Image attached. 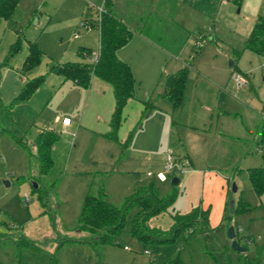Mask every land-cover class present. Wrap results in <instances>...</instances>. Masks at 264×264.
<instances>
[{
	"label": "rangeland",
	"instance_id": "1",
	"mask_svg": "<svg viewBox=\"0 0 264 264\" xmlns=\"http://www.w3.org/2000/svg\"><path fill=\"white\" fill-rule=\"evenodd\" d=\"M105 1L19 0L9 17L0 16V264H239L242 255L264 263V195L254 192L248 174V168L264 163L257 145L264 57L243 49L264 0L241 5L232 0H114L113 13L133 29L147 33L150 18L151 27L164 32L163 39L151 35L161 47H170L169 33L177 42L187 40L173 57L151 53L135 32L120 51L137 66L138 100L125 109L119 142L106 136L115 108L112 86L94 78L85 89L52 70L87 61L80 47L98 53L99 32L83 22L95 18ZM154 7L161 12L157 16L148 14ZM29 43L37 44L42 57L25 71ZM184 65L189 70L184 99L174 108L164 97L165 74ZM239 72L247 76L246 85L234 81ZM35 78H43L40 87L21 99L25 81ZM65 117L72 122L69 128H63ZM43 129L59 135L45 175L34 143ZM14 130L25 136L28 149L13 140L9 132ZM170 152L181 172H167ZM160 173L166 180L158 178ZM151 185L162 197L176 195L151 226L169 230L175 214L202 207L210 211V232L199 227L171 242L146 243L130 234L137 208L110 243L94 244V236L78 228L86 197L101 187L109 202L122 207L137 188ZM241 201L251 209L232 214L231 203L238 208ZM231 228L246 252L233 249Z\"/></svg>",
	"mask_w": 264,
	"mask_h": 264
},
{
	"label": "trees",
	"instance_id": "2",
	"mask_svg": "<svg viewBox=\"0 0 264 264\" xmlns=\"http://www.w3.org/2000/svg\"><path fill=\"white\" fill-rule=\"evenodd\" d=\"M237 1L239 5L243 0ZM19 0H3L0 3V16L9 17L18 5ZM114 0H106L104 6L98 9L95 18L86 19L83 24L88 28H96L99 32V50L96 61L92 60L93 51L80 47L78 53L89 61L68 62L54 65L52 70L71 80L77 85L89 89L94 78L108 83L113 88L115 108L110 120V131L106 136L119 142L118 132L123 121L125 107L130 99L135 97L136 81L131 67L117 56L119 49L129 43L133 37V30L129 23L119 19L113 13ZM158 42L156 38H154ZM160 42V41H159ZM14 46L13 51L17 50ZM244 50L264 57V8L259 14L251 35L245 42ZM42 57V50L35 43H29V52L24 61L25 71L32 69ZM236 66V64H235ZM234 66V67H235ZM189 75L188 68L168 75L165 80L164 97L170 101L174 108L179 107L184 99V91ZM43 78H35L23 87L20 98L28 99L40 87ZM264 117V105L262 109ZM13 140L23 148L28 149L29 144L25 136L14 130L9 132ZM59 135L51 130H43L38 133L34 140L36 147V158L39 163L41 175L47 174L53 166L52 151ZM130 136L123 144L128 146ZM258 147L262 151L264 162V124L261 127V135ZM251 186L259 196L264 195V163L261 167L248 170ZM176 195L160 196L158 190L153 186L137 188L129 196L122 207H117L106 198V193L101 187L97 195H88L84 201L80 216L79 229L88 231L94 236V244L110 243L116 235L122 233L125 222L133 208L138 211L134 215L130 234L146 243H166L175 240L181 234L193 235L199 228L202 232H210V211L199 207L187 215L175 214L174 224L169 230H161L150 225L153 218L162 215L174 204ZM251 207L248 203L241 201L238 208H231L234 214L238 211H248ZM238 234L236 233V237ZM54 264H58L56 261ZM239 264H264L259 257L249 259L242 255Z\"/></svg>",
	"mask_w": 264,
	"mask_h": 264
},
{
	"label": "crops",
	"instance_id": "3",
	"mask_svg": "<svg viewBox=\"0 0 264 264\" xmlns=\"http://www.w3.org/2000/svg\"><path fill=\"white\" fill-rule=\"evenodd\" d=\"M3 1V0H2ZM1 1V2H2ZM149 12H148V14H150V15H158V14H160L161 12L158 10V8H156V7H154V8H151V9H149L148 10ZM144 12V11H143ZM123 20V19H122ZM124 21H126V20H124ZM138 21H140V20H138ZM150 23H151V19L149 18V19H146V25H145V22L143 21V19H141V23H140V25L142 24H144L143 26L145 27V28H147V27H150V29L148 30V32L147 33H144L143 31H141V30H139V28H138V30H136V29H133V25L131 24V23H129V25H130V27H131V29L133 30V32L135 33H138L139 35H140V37H142V39L146 42V45H150V48L149 47H147V50H150V52L151 53H155L157 50H160L161 52H163V53H167L168 55H172L173 57H178L180 54H181V52L183 51V49H184V47H185V45H186V42H187V40H184V41H182L181 43L180 42H177L178 41V39L179 38H173L172 36L170 37V34L171 33H169V38H167L166 39V42L170 45V47H168V48H164L163 46L161 47V45H159V43L158 42H156L155 40H154V38H151V35L153 34V35H155V34H158L159 35V37L160 38H164L165 37V35H163V37H162V34L164 33L163 31H161V30H159L158 28H156V29H154L153 27H151L152 25H150ZM134 35V34H133ZM156 36V38H157V35H155ZM126 46V45H125ZM124 46V47H125ZM84 48H88V47H85V46H83ZM124 47H122L121 49H119L118 50V52H117V56L119 57V59H121L122 61H124V62H126L130 67H131V69H132V72H133V74H134V77H135V81L137 80V66H136V64H135V62L133 63V61H132V63H129L126 59L124 60L123 59V57L121 56V50L124 48ZM169 48H171V49H174L175 50V52H173V51H171ZM88 49H90V48H88ZM176 50H178V52L176 51ZM157 53V52H156ZM88 61H89V59H87ZM231 62H233V61H231ZM230 62V63H231ZM235 64H236V61H235ZM155 67H156V70L159 72V68H158V66L157 65H155ZM183 68H187V66L186 65H184V66H182V67H180L179 69H177L176 71H173V72H169V73H167V74H165V78L168 76V75H171V74H174V73H176V72H178L179 70H181V69H183ZM154 70L151 72V76L152 77H154ZM239 73H241L243 76H245L246 78H247V76L246 75H244L242 72H239ZM26 83H27V81H25ZM137 83V82H136ZM237 84V83H236ZM92 85V84H91ZM91 87V86H90ZM137 101L138 100V98H137V96H136V87H135V97L133 98V99H130L129 101H128V103H127V105H126V107H125V109L128 107V105H129V103L131 102V101ZM145 102V101H144ZM124 112H125V110H124ZM124 115V114H123ZM65 118H67V117H65ZM64 118V119H65ZM124 119V118H123ZM57 121H59V118L57 119ZM63 121V120H62ZM62 125H63V123H62ZM72 125V122H71V124L69 125V126H65V125H63V128H69L70 126ZM43 130H48V129H43ZM43 130H41V131H43ZM40 131V132H41ZM51 131H53V130H51ZM261 133V132H260ZM261 135V134H260ZM260 138V137H259ZM258 141H259V139H258ZM257 144H258V142H257ZM259 148V147H258ZM260 149V148H259ZM261 150V149H260ZM250 168H248V170H249ZM160 174H163V173H160Z\"/></svg>",
	"mask_w": 264,
	"mask_h": 264
},
{
	"label": "built area",
	"instance_id": "4",
	"mask_svg": "<svg viewBox=\"0 0 264 264\" xmlns=\"http://www.w3.org/2000/svg\"><path fill=\"white\" fill-rule=\"evenodd\" d=\"M83 25L87 28V26L85 24H83ZM201 45L202 44H199V46H201ZM97 58H98V53H93L92 54V60L96 61ZM233 79L237 83L238 86H243V85H246L248 83V79L245 76H243L241 73L233 74ZM62 123L65 126H69L71 124V120L69 118H65V119H63ZM263 124H264V117H263ZM175 168L177 171L181 172V169L177 168L173 154L170 152L167 156V172H171ZM158 178L160 180H163V181L166 180V177L164 174H159ZM146 253H149V252H146Z\"/></svg>",
	"mask_w": 264,
	"mask_h": 264
},
{
	"label": "water",
	"instance_id": "5",
	"mask_svg": "<svg viewBox=\"0 0 264 264\" xmlns=\"http://www.w3.org/2000/svg\"><path fill=\"white\" fill-rule=\"evenodd\" d=\"M231 66H235V63L234 62H231ZM179 182V180L177 178H174L172 180V184L176 185L177 183ZM37 187V185H36ZM234 191H236V188L234 186ZM231 208H235L233 202L231 203ZM232 214H234V210H232ZM229 236L231 238V240H233V249L235 251H238V252H246V248L244 247H241L237 241L235 240L236 239V232H235V229L234 228H231L230 231H229Z\"/></svg>",
	"mask_w": 264,
	"mask_h": 264
}]
</instances>
